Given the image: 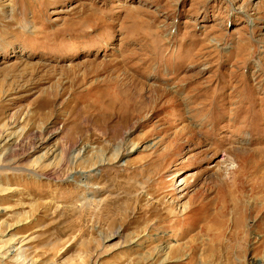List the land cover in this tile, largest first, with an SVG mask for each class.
Returning a JSON list of instances; mask_svg holds the SVG:
<instances>
[{
  "label": "rangeland",
  "instance_id": "rangeland-1",
  "mask_svg": "<svg viewBox=\"0 0 264 264\" xmlns=\"http://www.w3.org/2000/svg\"><path fill=\"white\" fill-rule=\"evenodd\" d=\"M263 227L264 0H0V264H264Z\"/></svg>",
  "mask_w": 264,
  "mask_h": 264
},
{
  "label": "bare ground",
  "instance_id": "bare-ground-1",
  "mask_svg": "<svg viewBox=\"0 0 264 264\" xmlns=\"http://www.w3.org/2000/svg\"><path fill=\"white\" fill-rule=\"evenodd\" d=\"M81 152V151H80ZM78 154H80V153H78ZM240 224V223H239ZM258 228H260L259 226H258ZM262 228V227H261ZM264 228V227H263ZM257 230V229H256ZM259 230V229H258ZM247 232V231H246ZM237 235V234H236ZM254 261H257V260H254Z\"/></svg>",
  "mask_w": 264,
  "mask_h": 264
}]
</instances>
